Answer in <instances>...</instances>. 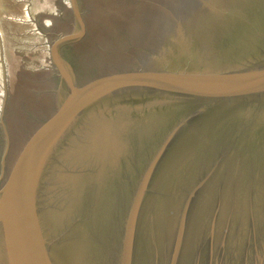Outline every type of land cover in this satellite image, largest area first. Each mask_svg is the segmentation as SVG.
I'll return each instance as SVG.
<instances>
[{
	"label": "water",
	"instance_id": "95a60500",
	"mask_svg": "<svg viewBox=\"0 0 264 264\" xmlns=\"http://www.w3.org/2000/svg\"><path fill=\"white\" fill-rule=\"evenodd\" d=\"M0 264H264V0H0Z\"/></svg>",
	"mask_w": 264,
	"mask_h": 264
}]
</instances>
